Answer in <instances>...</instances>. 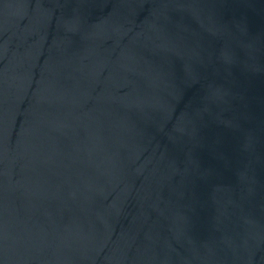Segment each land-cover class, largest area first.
<instances>
[{"label":"water","instance_id":"1","mask_svg":"<svg viewBox=\"0 0 264 264\" xmlns=\"http://www.w3.org/2000/svg\"><path fill=\"white\" fill-rule=\"evenodd\" d=\"M0 264H264V0H0Z\"/></svg>","mask_w":264,"mask_h":264}]
</instances>
